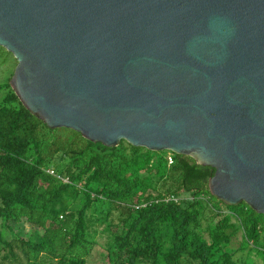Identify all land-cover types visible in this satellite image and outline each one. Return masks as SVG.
<instances>
[{"label": "water", "instance_id": "95a60500", "mask_svg": "<svg viewBox=\"0 0 264 264\" xmlns=\"http://www.w3.org/2000/svg\"><path fill=\"white\" fill-rule=\"evenodd\" d=\"M0 46L49 128L189 156L264 214V0H0Z\"/></svg>", "mask_w": 264, "mask_h": 264}, {"label": "trees", "instance_id": "16d2710c", "mask_svg": "<svg viewBox=\"0 0 264 264\" xmlns=\"http://www.w3.org/2000/svg\"><path fill=\"white\" fill-rule=\"evenodd\" d=\"M4 64L0 264H86L96 246L106 264H255L252 254L264 264V214L212 196L213 167L125 140L110 147L73 129L49 128L11 88L16 60L0 46ZM22 221L42 232L19 237L12 223ZM238 228L241 243L232 248Z\"/></svg>", "mask_w": 264, "mask_h": 264}, {"label": "rangeland", "instance_id": "374dc122", "mask_svg": "<svg viewBox=\"0 0 264 264\" xmlns=\"http://www.w3.org/2000/svg\"><path fill=\"white\" fill-rule=\"evenodd\" d=\"M8 65L4 64L3 66H0V81H2L3 79H5V77L7 76V68ZM183 197H190L189 193H183L182 195ZM221 210L226 213L227 210L225 207L221 206ZM232 221L235 222V219L232 218ZM13 231L16 235H18L19 237H22L24 239L31 237L32 233L34 231L37 232H42V230L36 226H33L25 221H22L20 223H16L13 224ZM6 237L9 239L11 238V234L7 233ZM99 242L103 243L105 241V237L104 235L99 236ZM241 239H242V230L240 228H238L233 236L232 239V243H231V247L232 248H237L240 243H241ZM252 258L254 259L255 264H263V261L257 257L255 254H252ZM86 264H106L104 259H103V248L102 246H96L93 251L92 254L87 258V262Z\"/></svg>", "mask_w": 264, "mask_h": 264}, {"label": "built area", "instance_id": "2783aa9c", "mask_svg": "<svg viewBox=\"0 0 264 264\" xmlns=\"http://www.w3.org/2000/svg\"><path fill=\"white\" fill-rule=\"evenodd\" d=\"M167 161H168V164H171L172 163V157H171L170 154H167ZM50 173H52V171H50ZM167 199H171V197H168Z\"/></svg>", "mask_w": 264, "mask_h": 264}]
</instances>
